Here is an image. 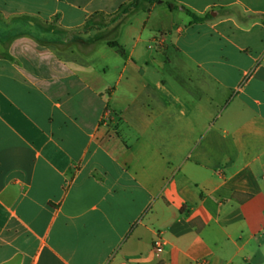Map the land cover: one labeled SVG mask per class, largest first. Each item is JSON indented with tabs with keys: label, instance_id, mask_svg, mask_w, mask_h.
Here are the masks:
<instances>
[{
	"label": "crops",
	"instance_id": "1",
	"mask_svg": "<svg viewBox=\"0 0 264 264\" xmlns=\"http://www.w3.org/2000/svg\"><path fill=\"white\" fill-rule=\"evenodd\" d=\"M130 1L0 0V264H264V0Z\"/></svg>",
	"mask_w": 264,
	"mask_h": 264
},
{
	"label": "trees",
	"instance_id": "2",
	"mask_svg": "<svg viewBox=\"0 0 264 264\" xmlns=\"http://www.w3.org/2000/svg\"><path fill=\"white\" fill-rule=\"evenodd\" d=\"M159 0H132L124 5H122L119 10L117 11V13L109 16L112 18L111 23H117L116 26V30L119 29V27L121 25H123L129 18H131L133 15L139 13V12H150L151 8L158 3ZM189 14L196 20H199L197 16H195L194 14L190 13ZM95 17H104L103 14H96ZM30 25L35 26V27H39L41 28L44 32L46 33H53L55 31V28H50L48 26H41V25H37V23H35L34 21H29L28 22ZM96 24L94 18L93 19H89L86 22L85 27L83 28V30L85 32H87V34L82 35V33L80 31H73V32H67V31H61V30H57L58 35L60 37V40L53 43V44H62V45H86V44H90L92 42H104L106 41L109 46L116 48L119 53L122 56H126V53L124 51V49L122 48V46H120L117 42L113 41L112 39L106 38L103 34L101 35H96V36H89V30L91 28H93V26ZM100 29V28H99ZM37 40H39V42L41 44L44 45H50L52 44V42L50 41H42L40 38H37Z\"/></svg>",
	"mask_w": 264,
	"mask_h": 264
},
{
	"label": "rangeland",
	"instance_id": "3",
	"mask_svg": "<svg viewBox=\"0 0 264 264\" xmlns=\"http://www.w3.org/2000/svg\"><path fill=\"white\" fill-rule=\"evenodd\" d=\"M112 19L110 18H102L99 21L105 23L110 22ZM24 30V27L21 22L18 21L17 18H12L10 20L4 21L0 18V33H4L6 35H15L17 33L22 32ZM7 40V39H6ZM4 45H6V42H4Z\"/></svg>",
	"mask_w": 264,
	"mask_h": 264
},
{
	"label": "built area",
	"instance_id": "4",
	"mask_svg": "<svg viewBox=\"0 0 264 264\" xmlns=\"http://www.w3.org/2000/svg\"><path fill=\"white\" fill-rule=\"evenodd\" d=\"M164 243L162 237H158L157 240L154 243V249L157 253H159L162 250Z\"/></svg>",
	"mask_w": 264,
	"mask_h": 264
}]
</instances>
